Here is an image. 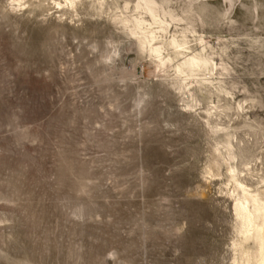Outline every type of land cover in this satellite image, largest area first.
Wrapping results in <instances>:
<instances>
[{
    "label": "rangeland",
    "instance_id": "374dc122",
    "mask_svg": "<svg viewBox=\"0 0 264 264\" xmlns=\"http://www.w3.org/2000/svg\"><path fill=\"white\" fill-rule=\"evenodd\" d=\"M70 1L0 0V264H258L264 0Z\"/></svg>",
    "mask_w": 264,
    "mask_h": 264
},
{
    "label": "bare ground",
    "instance_id": "6f19581e",
    "mask_svg": "<svg viewBox=\"0 0 264 264\" xmlns=\"http://www.w3.org/2000/svg\"><path fill=\"white\" fill-rule=\"evenodd\" d=\"M70 2L72 6L75 4V0ZM139 23L142 24L144 21H139ZM186 44L173 43L175 53L182 55ZM207 66L208 62L203 59H199L197 64L190 61L184 65L180 73L181 75L186 74L188 78H194L196 73L202 69L201 67ZM217 158L213 164V169L221 172V162ZM226 168L228 179L234 182L230 197L234 200L233 211L235 212L238 235L244 240L251 239L254 241L258 247V253L262 255L258 264H264V190L258 193L250 192L237 181L236 172L228 163H226ZM219 174L221 175V173Z\"/></svg>",
    "mask_w": 264,
    "mask_h": 264
}]
</instances>
